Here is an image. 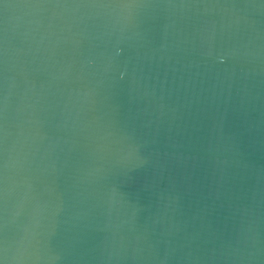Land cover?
<instances>
[{
  "label": "water",
  "instance_id": "1",
  "mask_svg": "<svg viewBox=\"0 0 264 264\" xmlns=\"http://www.w3.org/2000/svg\"><path fill=\"white\" fill-rule=\"evenodd\" d=\"M0 264H264V0H0Z\"/></svg>",
  "mask_w": 264,
  "mask_h": 264
}]
</instances>
